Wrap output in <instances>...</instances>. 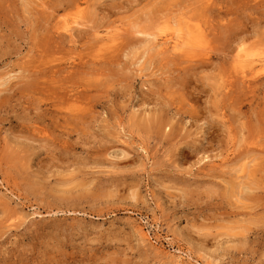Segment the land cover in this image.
<instances>
[{
	"label": "rangeland",
	"instance_id": "374dc122",
	"mask_svg": "<svg viewBox=\"0 0 264 264\" xmlns=\"http://www.w3.org/2000/svg\"><path fill=\"white\" fill-rule=\"evenodd\" d=\"M184 23L193 58L137 33ZM239 46L264 59V0H0V264H264V74Z\"/></svg>",
	"mask_w": 264,
	"mask_h": 264
},
{
	"label": "bare ground",
	"instance_id": "6f19581e",
	"mask_svg": "<svg viewBox=\"0 0 264 264\" xmlns=\"http://www.w3.org/2000/svg\"><path fill=\"white\" fill-rule=\"evenodd\" d=\"M80 23H79V25L75 24V25H73L74 27H72L71 24H66V23L62 22V23H60L59 26H57V29L59 31H61L62 34L64 33L66 35L71 36V31H73V28L75 30L76 25L78 27L81 25ZM83 24H84V22H83ZM174 25H175L174 27L167 29V31L163 30L164 32H161V34L158 35V37L154 36L155 33H153V32H152V34H150L149 31H148V33H147V31L144 32V29H143V31H138V30H142V29H138L137 33H138V35L140 34V35L145 36V37L144 36H142V37L145 38V40L144 39L143 40L146 41L148 46H150L149 49L152 50L153 52L155 51V53L158 55H161V56L167 55V56H171V57L177 56V57H184V58L185 57L193 58L194 54L196 55L197 49L202 47L203 45H205L207 42L206 41L207 36H205L204 30L199 25L186 24V23L174 24ZM125 30H126V28H125ZM129 30H130V28H129ZM121 32L123 33V30ZM118 34H119L118 31H117V33L115 31L112 35L105 37V38H101L99 42L106 41L105 43L110 45L106 49H109L115 43L116 37H118ZM129 34H130V31H129ZM119 35H121V34H119ZM133 35L131 33V36H133ZM135 36L138 37L137 35H135ZM99 37H97V38L99 39ZM241 37L243 38V36H241ZM91 38H93V37H91ZM244 38H245V36H244ZM95 41L97 42V40H95ZM99 42H98V44H99ZM142 42L143 41L140 40V43H142ZM242 43L244 44V43H246V41L245 42L242 41ZM237 44H239V43H237ZM205 49H207V48H205ZM235 49H237V48H235ZM202 50H204V48ZM233 50H232V53L234 52ZM252 50L240 48V46H239V49H237L236 54H234V57H233V62H234L233 63V69L237 73V76L239 75L241 77V79H243V80L244 79L253 80V79L258 78L262 74H264V59L261 57L258 58V56H260L261 53L258 54L256 52H252ZM200 52L201 51H199V53ZM139 233H140V237L143 241L150 243V242H148L149 239H148L146 233H143L142 230H139ZM150 245H151V243H150ZM166 264H191V262H190L189 258L180 256V255L179 256L170 255V257L166 261Z\"/></svg>",
	"mask_w": 264,
	"mask_h": 264
}]
</instances>
